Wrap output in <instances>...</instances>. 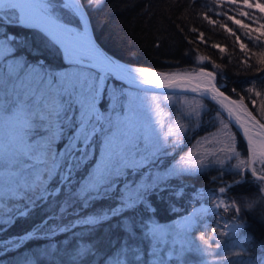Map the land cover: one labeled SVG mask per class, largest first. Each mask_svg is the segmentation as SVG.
<instances>
[{
  "label": "snow or ice",
  "instance_id": "6c2138e0",
  "mask_svg": "<svg viewBox=\"0 0 264 264\" xmlns=\"http://www.w3.org/2000/svg\"><path fill=\"white\" fill-rule=\"evenodd\" d=\"M85 2L99 7L104 0ZM220 2L264 14L259 0ZM237 11L259 27L223 15L253 47L264 44V16L242 7ZM220 26L240 41L227 23ZM240 49L251 67L248 59L255 53L244 43ZM56 56L62 57L60 68L47 62ZM256 63L254 72L264 73V53ZM213 67L220 65L213 62ZM147 72L121 63L97 44L82 0H0V235L18 220L31 222L29 230L0 239V252L48 241L16 264H38L41 258L49 264H236L234 258L248 252L241 203L226 194L248 182L247 171L260 195L245 197L243 208L252 211L264 200V100L258 107L252 100L257 119L244 96L237 101L220 91L226 87L222 71ZM217 75L224 81L219 86ZM255 85L253 79L243 91L251 94ZM204 100L219 105L215 118L220 127L207 134L214 139L199 138L202 151L190 149L166 165L168 149L182 145L187 133L204 122ZM230 126L247 139L243 159ZM205 143L223 147L205 148ZM216 168L221 177L231 173L239 178L221 180L210 204L193 203L168 223L156 218L152 198L163 199L172 191V179ZM206 195L201 191L193 199ZM230 210L235 214L226 220ZM210 217H216L214 224ZM61 235L64 240L56 241ZM248 255L250 264H264V245Z\"/></svg>",
  "mask_w": 264,
  "mask_h": 264
},
{
  "label": "trees",
  "instance_id": "16d2710c",
  "mask_svg": "<svg viewBox=\"0 0 264 264\" xmlns=\"http://www.w3.org/2000/svg\"><path fill=\"white\" fill-rule=\"evenodd\" d=\"M82 2L85 3L96 40L114 57L131 66L148 68L161 73L193 72L200 67L215 73L222 71L226 77V87L222 89L237 99L244 96V103L257 115L256 107L260 105L261 100H264V79H260L264 73H255L254 69L258 66L256 61L260 54L264 53V44L253 47L252 42L242 34V30L232 21L227 20L223 13L230 14L229 5L217 1L212 4L209 0H104L102 6L90 7L85 0ZM259 2L264 4V0H259ZM247 12H254L257 17L264 16L260 11L248 9ZM205 15L209 16V20L218 21V23H210L209 20L204 19ZM221 23H227V26L240 36V41L235 42V37L227 33L220 26ZM260 23H264V19L260 20ZM252 25L255 28L259 27L255 23ZM255 35L258 33L253 32V36ZM240 43L247 45L250 53H255L248 59L251 67L244 63L245 55L240 49ZM213 45H218V47H213ZM221 48L225 51L221 52ZM200 56L207 57V59L199 60ZM30 59L34 58L30 57ZM47 62L53 68L63 66L60 56L49 58ZM213 62L220 67L214 68ZM253 79L256 80L255 91H261V97H257L255 91L251 94L243 91L252 86ZM216 83L218 86L224 83L219 75H217ZM233 88L239 95L231 91ZM252 100L256 101V107L253 106ZM204 102L207 105L204 111L205 116L215 112L219 107L211 100H204ZM257 117L260 119L258 115ZM261 121L264 122V120ZM209 129L211 128H203L198 135L207 133ZM232 132L236 135V147L242 153L241 158L243 159L247 156L246 143L235 127H232ZM245 175L248 182L232 187L230 193H253L256 198L260 195L258 187L251 183L250 172L246 171ZM213 176L217 177L215 182L210 179ZM238 178L231 173H225L221 177L216 168L206 171L205 174L193 173L186 179L174 180L170 183L172 191L163 193V199L152 198L156 209L155 216L161 223L172 221L186 214L193 203L196 204L199 201L197 198L193 199L197 189L209 190L220 185L221 180L227 182ZM181 190L183 191L182 196L178 197L174 194ZM234 214V210L227 213L229 217ZM210 218L216 219V217ZM240 218L246 224L242 233L249 238L245 244L248 252L243 257L234 259L236 264H241V262L250 264L248 253L258 254V249L264 245V200L252 211L241 208ZM30 228L31 222L18 220L13 227L0 235V238L19 235ZM64 238L61 235L55 239L62 241ZM47 243L48 241L43 239L34 240L22 246L17 252L2 253L0 263L15 264L17 260L24 256H31ZM236 250L238 249H233V251ZM38 264H49V262L41 258Z\"/></svg>",
  "mask_w": 264,
  "mask_h": 264
},
{
  "label": "rangeland",
  "instance_id": "374dc122",
  "mask_svg": "<svg viewBox=\"0 0 264 264\" xmlns=\"http://www.w3.org/2000/svg\"><path fill=\"white\" fill-rule=\"evenodd\" d=\"M216 1L221 3L220 0H216ZM250 2L255 3L256 0H250ZM222 4L229 5V10H230V14L229 15L234 16L236 19H241L245 23L252 24V22L250 20H248L246 17L241 16L239 11H237L238 7H242L244 11H247L248 8L246 6H244L242 4H239V5H237V4H229V3H222ZM251 10L259 11L258 9H251ZM252 27L255 28L253 25H252ZM191 99H192V95L189 94L188 95V100H191ZM174 102H178V101H174ZM203 103L205 104L204 101H203ZM215 113H216V111L213 112V113H210L208 116L204 115L203 116V121L204 122L201 124V126L198 129H195V132H194V130H190L187 133V135L183 138L182 145L178 146L175 150H173L171 148L168 149V151L171 153V155H169L168 157L165 158L164 163L166 165H172L176 160H178V158L182 154L188 153L190 149L193 150V151H196V152L202 151L203 149L198 147V145H197V141L199 140V138L206 137L208 140H213L214 139L212 136H207V134L214 133L216 131V128L220 127L219 122L215 118ZM173 119H175V117H173ZM213 125H215V127H213ZM205 127H208V128H211V129H209L207 131V133H205L203 135H198L199 131H201ZM195 135H197V136H195ZM220 139H223V137H220ZM203 147H205V148H219V147H223V144H215V143L208 144V143H205L203 145ZM231 163L234 164V163H236V161L232 160ZM190 174H193V173H190ZM190 174H184V175H182V176H180L178 178H174V179H172L170 181V183L172 181H174V180L186 179ZM227 182H230V181H227ZM220 186H223V185L220 184L216 188H210L209 190H204L203 188L197 189L196 192H195V195H196V193L201 192V191L205 192L207 195L205 196V198H206L205 200L204 199L203 200H199V198L197 197V199L199 201L196 203V206L198 207L200 203L210 204L212 191L217 189ZM226 195H227V198H229V199L236 198L238 200V202L241 203V208H243V203L245 202V200H244L245 197L248 200L254 199V197H255V194H253V193L252 194H234V193H230V190L228 191V193ZM221 212H223V209H221ZM183 215H185V214H183ZM177 218H175V219H177ZM225 218L227 220V219H230L231 217H229L227 215V213H225ZM210 221L213 224L215 223V219H213V218H210ZM166 223H168V222H166ZM200 230L202 231L203 229H198L197 231H200ZM209 231H210V229H209ZM195 234L196 233L194 232V235ZM0 239H3V238H0ZM0 254H2V252H0Z\"/></svg>",
  "mask_w": 264,
  "mask_h": 264
},
{
  "label": "water",
  "instance_id": "95a60500",
  "mask_svg": "<svg viewBox=\"0 0 264 264\" xmlns=\"http://www.w3.org/2000/svg\"><path fill=\"white\" fill-rule=\"evenodd\" d=\"M85 11H86V13H87V10H86V8H85ZM87 16H88V19H89V22H90V30H91V32H92V34H93V37H94V39H95V41L97 42V44L107 53V54H109L110 56H112L113 58H115L116 60H118V61H120L121 63H123V64H125V65H128V66H131V65H129V64H126L125 62H122L121 60H119L118 58H116V57H114L113 55H111L110 53H108L99 43H98V41L96 40V37H95V34H94V31H93V28H92V25H91V21H90V18H89V15H88V13H87ZM132 67H134V66H132ZM144 69H147L148 70V72L146 73V75H150L151 73H154V72H158V71H155V70H152V69H148V68H144ZM205 70L206 71H212V70H209V69H206L205 68ZM195 72H199V69L198 70H196ZM159 73H161V72H159ZM181 73H185V72H181ZM196 83V80H193V84H195ZM220 91H222V92H224L225 93V95L226 96H228L230 99H233V100H239V99H237V98H235V97H233V96H231V95H229L228 93H226L222 88H220ZM191 95V94H190ZM213 102H215V101H213ZM216 103V102H215ZM217 104V103H216ZM245 104V103H244ZM218 105V104H217ZM247 105V104H246ZM219 106V105H218ZM248 106V105H247ZM248 108H249V110L250 111H252L251 109H250V107L248 106ZM253 112V111H252ZM253 114H254V112H253ZM225 115H226V113H225ZM255 115V114H254ZM257 119H259L258 117H257ZM262 123H264L263 121H261ZM239 133V135L242 137V139L244 140V142L246 143V146H247V139L243 136V133H242V130L241 131H239L238 132Z\"/></svg>",
  "mask_w": 264,
  "mask_h": 264
}]
</instances>
